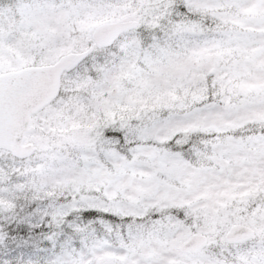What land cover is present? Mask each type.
I'll list each match as a JSON object with an SVG mask.
<instances>
[{
  "label": "snow or ice",
  "instance_id": "obj_1",
  "mask_svg": "<svg viewBox=\"0 0 264 264\" xmlns=\"http://www.w3.org/2000/svg\"><path fill=\"white\" fill-rule=\"evenodd\" d=\"M0 264H264V0H0Z\"/></svg>",
  "mask_w": 264,
  "mask_h": 264
}]
</instances>
